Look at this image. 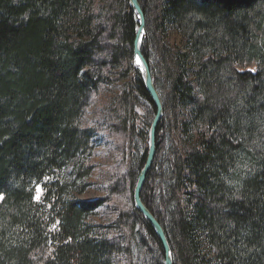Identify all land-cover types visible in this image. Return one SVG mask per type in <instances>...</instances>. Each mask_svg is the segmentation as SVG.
Returning a JSON list of instances; mask_svg holds the SVG:
<instances>
[{
  "label": "trees",
  "instance_id": "16d2710c",
  "mask_svg": "<svg viewBox=\"0 0 264 264\" xmlns=\"http://www.w3.org/2000/svg\"><path fill=\"white\" fill-rule=\"evenodd\" d=\"M140 1L143 52L162 99L164 89L169 95L143 199L175 264H264V0ZM136 25L130 0H0V264H120L134 247H153L151 264H165L159 236L133 201L156 114L142 74L128 67ZM169 31L182 45L167 43ZM245 61L256 67L241 69ZM115 77L124 89L112 131L123 138L111 195L130 176L132 202L118 209L111 232H96L88 218L109 198L69 197L73 184L57 177L93 152L87 110ZM141 100L153 117L139 131ZM169 119L189 145L162 162ZM138 136V166L121 172Z\"/></svg>",
  "mask_w": 264,
  "mask_h": 264
},
{
  "label": "rangeland",
  "instance_id": "374dc122",
  "mask_svg": "<svg viewBox=\"0 0 264 264\" xmlns=\"http://www.w3.org/2000/svg\"><path fill=\"white\" fill-rule=\"evenodd\" d=\"M103 0H96L97 7L101 6ZM160 37V36H159ZM157 36H151L149 43V52L151 54V62L154 67L160 60V52L157 47ZM166 41L170 46L182 45V37L173 31H169L166 35ZM131 72L135 68L139 69L138 62L134 59L128 64ZM254 63L245 61L241 64V69L255 68ZM140 71V70H139ZM141 73V71H140ZM110 85L103 87L92 98V102L87 110L85 117V126L95 130L94 135V150L91 154L83 155L73 162L65 171L60 173L57 177L62 183L71 182L73 184L72 189L67 195L69 197L85 199V200H97L100 198H109L108 201L100 207L96 212L91 214L88 221L91 224L96 225V232H111L108 226L112 225L117 218V211L121 207L130 206L132 202V183L131 178L126 180L125 188H122L121 192H115V195H111L113 191V178L115 177V171L118 170L116 165L120 162V155L122 146V138L120 135L112 131L113 116H116L114 112L115 104L120 101V93L123 92L124 85L121 81L113 78ZM164 100L168 99L169 95L166 89L162 91ZM165 105V103H164ZM137 112V128L143 130L148 128L153 113L150 106L144 102L139 101L136 108ZM115 113V114H114ZM168 122V132L166 145L160 153V160L163 162L166 157L173 154L175 151H186L189 145V140L185 138V135L181 130L175 128L172 125V121ZM196 130V129H195ZM138 131V132H139ZM197 130L195 131V137H197ZM125 140V139H124ZM144 143L140 137H136L133 143L132 151L125 156V165L119 167L121 172H126L133 169L136 170L138 161L140 160ZM129 150V148H128ZM160 161V162H161ZM88 166H93L92 172L84 179H79L78 172L84 170ZM126 169H125V168ZM58 179V180H59ZM75 182V183H74ZM87 184L86 189L80 191V186ZM158 194H160L161 188H158ZM45 196V187L43 184H39L36 188V199L42 202ZM134 201V197H133ZM56 226L54 227V229ZM150 246L152 244L150 243ZM151 248V247H150ZM143 249L142 251L134 247L132 254L128 257L123 256L120 260V264H151L152 258L156 256L153 247Z\"/></svg>",
  "mask_w": 264,
  "mask_h": 264
},
{
  "label": "water",
  "instance_id": "95a60500",
  "mask_svg": "<svg viewBox=\"0 0 264 264\" xmlns=\"http://www.w3.org/2000/svg\"><path fill=\"white\" fill-rule=\"evenodd\" d=\"M130 6L134 12L135 20L137 22L134 40V59L139 64V70L141 71L146 88L156 105V114L150 128L148 156L146 163L138 176V181L134 190V203L138 210H140L146 219L152 224L159 236L165 250V264H175L173 249L166 230L157 216L147 206L142 196L147 177L156 160L158 152V129L165 115V105L154 80L149 60L143 52L142 43L147 32V18L143 5L140 0H130Z\"/></svg>",
  "mask_w": 264,
  "mask_h": 264
}]
</instances>
